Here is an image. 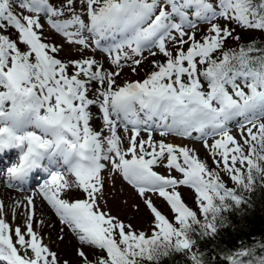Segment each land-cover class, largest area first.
Segmentation results:
<instances>
[{
	"label": "snow or ice",
	"instance_id": "snow-or-ice-1",
	"mask_svg": "<svg viewBox=\"0 0 264 264\" xmlns=\"http://www.w3.org/2000/svg\"><path fill=\"white\" fill-rule=\"evenodd\" d=\"M117 179L146 229L109 210ZM0 182L24 193L0 264H203L197 237L264 187V0H0Z\"/></svg>",
	"mask_w": 264,
	"mask_h": 264
},
{
	"label": "trees",
	"instance_id": "trees-1",
	"mask_svg": "<svg viewBox=\"0 0 264 264\" xmlns=\"http://www.w3.org/2000/svg\"><path fill=\"white\" fill-rule=\"evenodd\" d=\"M188 203L191 205V200ZM224 215L227 227H221L215 237H197L203 264H230V254L243 246L254 248L258 255L264 254V246H261L264 245V187L257 185L246 204L233 207ZM163 264L185 262L181 257L165 260Z\"/></svg>",
	"mask_w": 264,
	"mask_h": 264
},
{
	"label": "rangeland",
	"instance_id": "rangeland-1",
	"mask_svg": "<svg viewBox=\"0 0 264 264\" xmlns=\"http://www.w3.org/2000/svg\"><path fill=\"white\" fill-rule=\"evenodd\" d=\"M253 35H255L257 40H259L260 33H254ZM147 70H148V65L146 63L143 67V70H138V74H133L131 73L130 70L125 69L123 76L124 78L141 79L144 75V71H147ZM142 135L144 134L142 133ZM197 147H199V145H197ZM200 155L204 157L206 156V153L201 149ZM209 161L211 164L212 163L211 160ZM157 170L164 172L163 168H158ZM107 187H108V194L106 196V199L108 200V208L112 212V214L119 215L122 218L125 216H129V217L134 216L136 218L133 220H130L129 222L133 223V225L137 228L146 229L147 228L146 221L149 219L147 210L144 209L139 216H137L133 210L135 205L140 203V198L136 194V191L122 179H117L114 185L112 181L110 180ZM182 191L187 193L189 196H191V191L187 187H184ZM125 201H127V204L124 203ZM156 202L157 204L163 205V210L165 213L168 212V206L164 204L162 200L158 199ZM140 206L143 209V205L141 204ZM53 225L54 227L49 226L46 228L49 232L48 236H50L51 239H52L51 234H53V231L56 230V226L54 222H53ZM65 231L67 232V229H65ZM68 240H72L71 234H69L66 237V241ZM73 243L75 242L73 241ZM57 244H59L61 251H64L65 254L69 253L70 245L67 242L60 243L59 241H57Z\"/></svg>",
	"mask_w": 264,
	"mask_h": 264
},
{
	"label": "bare ground",
	"instance_id": "bare-ground-1",
	"mask_svg": "<svg viewBox=\"0 0 264 264\" xmlns=\"http://www.w3.org/2000/svg\"><path fill=\"white\" fill-rule=\"evenodd\" d=\"M24 194V193H21V192H17V191H13V190H9V189H6L4 186H3V183L0 182V199H5L7 201V198L9 196L12 197V199H20L21 195ZM49 218L55 223V226H56V230L53 231V234H51L52 236V240H55L56 239V232L59 231V222L58 220L56 219L55 216H52L50 213H49ZM44 232L49 235V232L46 228H44Z\"/></svg>",
	"mask_w": 264,
	"mask_h": 264
}]
</instances>
